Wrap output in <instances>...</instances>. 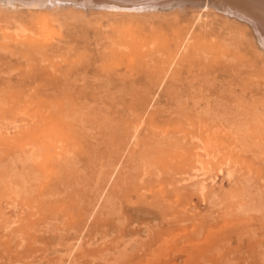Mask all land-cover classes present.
I'll return each instance as SVG.
<instances>
[{
	"label": "rangeland",
	"instance_id": "rangeland-1",
	"mask_svg": "<svg viewBox=\"0 0 264 264\" xmlns=\"http://www.w3.org/2000/svg\"><path fill=\"white\" fill-rule=\"evenodd\" d=\"M172 1L0 3V264H264V0Z\"/></svg>",
	"mask_w": 264,
	"mask_h": 264
},
{
	"label": "bare ground",
	"instance_id": "bare-ground-1",
	"mask_svg": "<svg viewBox=\"0 0 264 264\" xmlns=\"http://www.w3.org/2000/svg\"><path fill=\"white\" fill-rule=\"evenodd\" d=\"M164 1H166V0H161V1L160 0H29V1L28 0H0V3L3 4V6H5L6 4L9 5V6H13V5L19 4L18 6H21V7H24L25 5L28 6V7H31V6H37L38 7V6H41V5H43L44 7H46V6H48V7H53L54 6L55 7L56 5H61V7L62 6L67 7V5H73L75 8L82 9L84 12H90L91 9H97V10H100L98 13L107 15V14H111V13L106 12V10H110L112 8H118V9H121V10L122 9H131V8H136L137 9V8H139V9L146 10L143 7H145V6L148 7L149 6V8H151L150 12L152 10H155V12H156V8H155L156 5L160 4L161 2H164ZM219 1L222 4L224 2V0H219ZM233 1L234 0H232V2ZM172 2H174V0ZM211 2H213V1H211ZM235 2H236V0H235ZM257 2H260V1L259 0H237L238 5L243 6V7L247 8L248 10L250 9L249 11L252 10L253 4H256ZM262 2H264V1H262ZM144 3H146V5H144ZM173 4H175V3H173ZM253 7L255 8V6H253ZM262 7H264V6H262ZM228 8H230V7H228ZM102 10H105V11H102ZM236 11H235V13H236ZM232 12H234V10ZM134 13H136V11H134ZM114 14L115 15H121V16L122 15L123 16L124 15H128L127 13H124V12H118V13H114ZM233 15H235V14H233ZM242 16H244V15H242ZM238 17H240V15ZM244 18L248 19V17H246V16H244ZM249 19H251V18H249ZM254 25H255L254 28L256 30V33L258 34L257 37H258L259 41L261 42V44H264V36H262V35H264V13H259L258 14V18L256 17V19L254 20ZM20 31H22V30H20ZM262 47H264V46H262Z\"/></svg>",
	"mask_w": 264,
	"mask_h": 264
},
{
	"label": "water",
	"instance_id": "water-1",
	"mask_svg": "<svg viewBox=\"0 0 264 264\" xmlns=\"http://www.w3.org/2000/svg\"><path fill=\"white\" fill-rule=\"evenodd\" d=\"M29 1V0H28Z\"/></svg>",
	"mask_w": 264,
	"mask_h": 264
}]
</instances>
